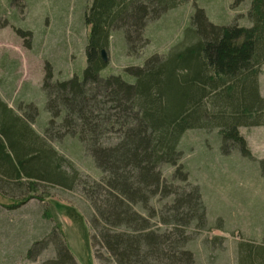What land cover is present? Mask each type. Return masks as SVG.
Listing matches in <instances>:
<instances>
[{
  "label": "trees",
  "instance_id": "trees-1",
  "mask_svg": "<svg viewBox=\"0 0 264 264\" xmlns=\"http://www.w3.org/2000/svg\"><path fill=\"white\" fill-rule=\"evenodd\" d=\"M151 1L152 12V5L141 0H91L82 72L53 83L47 64L43 88L50 119L42 133L33 124L37 107L17 111L0 96V182L28 180L68 190L81 186L93 209L92 246H100L96 255L104 263L195 264L186 248L188 229L206 224L207 209L199 186H185L189 171L180 143L189 130L216 128L224 154L238 149L251 155L239 127L264 125L259 83L264 0H250V26L217 24L196 6L185 38L166 55L154 53L123 73L105 72L108 61L101 50H107L116 26L132 44L133 34L144 37L149 18L187 0ZM57 134L78 137L100 170L99 179L80 182L78 173L66 169L51 143ZM260 164L264 175V159ZM163 165L175 167L170 178ZM48 241L56 255L41 264H78L57 228L33 243L29 258L40 255ZM240 244L248 246L241 263L264 264V250Z\"/></svg>",
  "mask_w": 264,
  "mask_h": 264
},
{
  "label": "rangeland",
  "instance_id": "rangeland-1",
  "mask_svg": "<svg viewBox=\"0 0 264 264\" xmlns=\"http://www.w3.org/2000/svg\"><path fill=\"white\" fill-rule=\"evenodd\" d=\"M90 3L91 0H0V96L17 111H34L37 107L33 124L39 133L50 119L43 88L47 64L53 69V83L71 78L86 65L91 31L86 13ZM234 3L235 0L183 1L158 18H149L144 37L133 34L132 44L124 29L116 26L107 47L105 72L123 73L129 66L143 65L154 53L166 55L185 38L196 6L204 8L217 24L250 26V0ZM154 7H149L150 12ZM259 83L264 96V64ZM239 131L247 141L249 157L238 149L224 154L216 128L189 130L180 143L189 183L177 184L198 185L207 209L206 224L193 223L188 229L191 240L186 248L194 253L195 264H246L245 259L241 263V258L248 246L240 243L250 242L252 251L264 250V175L260 164L264 159V125L241 126ZM54 136L52 145L64 157L66 169L79 174L80 182L101 177L78 137ZM174 169L169 165L161 167L166 178ZM78 186L68 190L28 180L0 182V264H41L55 257V246L50 241L34 260L27 254L36 240L48 238L55 228L65 236L78 264H111L96 255L100 246H92L94 231L89 220L93 209ZM156 207H160L158 202ZM101 251L104 252L102 248Z\"/></svg>",
  "mask_w": 264,
  "mask_h": 264
},
{
  "label": "water",
  "instance_id": "water-1",
  "mask_svg": "<svg viewBox=\"0 0 264 264\" xmlns=\"http://www.w3.org/2000/svg\"><path fill=\"white\" fill-rule=\"evenodd\" d=\"M101 54H102V57L104 59V61H108V57H107V50L106 49H102L101 50Z\"/></svg>",
  "mask_w": 264,
  "mask_h": 264
}]
</instances>
